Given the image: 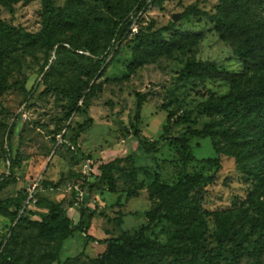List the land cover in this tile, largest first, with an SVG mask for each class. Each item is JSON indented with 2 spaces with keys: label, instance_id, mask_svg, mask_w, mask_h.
<instances>
[{
  "label": "rangeland",
  "instance_id": "374dc122",
  "mask_svg": "<svg viewBox=\"0 0 264 264\" xmlns=\"http://www.w3.org/2000/svg\"><path fill=\"white\" fill-rule=\"evenodd\" d=\"M151 1L138 14L142 25L159 29L174 22L176 33L190 40L180 50L161 55L132 72V44L129 38H122L118 57L91 82L97 84L95 95L82 107V100L77 103L71 92L83 88L88 79L75 64L66 59L55 61L47 49L22 39L1 54V73L8 84L0 92V201L28 196L25 214H35L28 222H20L8 211L0 212L1 251L6 248V254L17 257L20 264H94L106 250L105 240L127 235H142L163 246L185 247L193 242L179 237L177 226L161 217L165 204L154 193L152 179L142 171L127 178L117 172L104 173L100 167L106 165L125 168L129 173L133 167L145 168L158 173L160 183L170 187L193 176L195 189L188 198L199 204L197 225L203 233V251L217 246L218 215L231 220L232 232L225 243L226 253L214 264L264 263V249L256 256L239 259L240 254L233 253L237 246L252 251L261 234L264 169L259 175L249 171L240 160L239 149L225 139L189 135L190 130L202 131L208 125L228 126L221 116L206 112L203 105L226 95L230 86L223 79L203 83L182 77L185 68L210 61L228 72L242 70L233 43L219 38L209 18H183L185 10L196 4L204 12L215 13L220 0ZM111 2L124 8L133 0ZM53 3L55 10L68 6L67 13L78 15L71 24L60 27L57 38L77 36L81 44L94 40L98 47L106 45L99 18L110 14L102 0ZM42 15V0L22 1L12 9L0 7L1 20L32 34L41 30ZM175 15L180 16L178 21L173 20ZM139 99L143 108L138 120ZM172 113L185 115L186 120L169 136L186 139L189 150L168 140L159 141L152 149L140 146L138 138L160 140ZM88 120L92 124L81 132L79 126ZM13 124L17 130L9 151L7 133ZM207 160L212 163H205ZM3 176L10 177L5 189H1ZM88 182L94 187L86 186L80 198L77 189ZM35 193L38 203H29ZM49 203L65 208L75 224H87L86 233L75 231L62 245L56 238L48 239L39 224L48 214ZM173 260L170 254L164 257L169 264ZM189 260L186 258L183 264ZM0 264L8 263L0 260Z\"/></svg>",
  "mask_w": 264,
  "mask_h": 264
},
{
  "label": "trees",
  "instance_id": "16d2710c",
  "mask_svg": "<svg viewBox=\"0 0 264 264\" xmlns=\"http://www.w3.org/2000/svg\"><path fill=\"white\" fill-rule=\"evenodd\" d=\"M26 0H0V7L12 9L14 5ZM150 0H133L129 7L120 8L112 4L111 0H102L110 16L100 17L104 26V35L107 43L98 47L94 40L81 44L77 36L71 39L57 38L56 32L63 24H71L72 19L78 16L76 13H67V8L55 10L53 0H42L43 21L41 30L36 33H28L23 29L12 27L0 19V92L7 87V78L1 73V62L3 53L14 47L18 40H24L32 45H39L47 49L55 56V61L66 59L69 63L75 64L81 73L88 79L86 85L81 89L71 92L75 95L77 103L82 100L84 106L89 98L95 95L97 84L95 81L102 75L109 63L114 61L122 48V38H129L132 44L130 71H135L144 65L149 64L161 55L171 54L183 48L190 40L184 39L175 31L176 24L170 22L167 26L155 29L153 25L143 26L141 17L138 14L146 8ZM158 0H152L155 3ZM206 16L214 25V31L223 41H230L235 47V54L242 64L240 73L228 72L225 68L215 62H198L189 64L182 73V77L195 78L204 83L216 79L227 80L230 86L229 92L209 101L203 105V109L212 114L222 117L228 126L220 124L218 126L208 125L202 131L190 130L189 135L194 138H221L225 139L232 146L239 149L240 160L244 161L249 171L259 175L261 168L264 169V0H220L215 13L202 11L196 4L190 6L183 13L184 19L192 16ZM133 26L137 32H133ZM171 34V38L167 35ZM78 59H81L80 62ZM52 69V68H50ZM49 74V73H48ZM48 74L44 76L46 79ZM33 88L31 92H34ZM78 107V109H80ZM143 104L139 99L136 107V118L139 120ZM186 120V116L178 113L170 114L166 119V126L160 140L147 142L138 138L140 146L152 149L161 140L173 141L185 150H189L186 139L172 138L170 133L174 128ZM92 124L88 120L79 126L81 132L85 131ZM17 130L13 124L7 133L6 149L10 151L11 139ZM136 135L137 132H136ZM205 163H212L211 160ZM100 170L105 172L119 173L123 178H127L142 171L145 176L152 179V189L158 194L165 204L161 217L169 220L177 226L178 236L186 237L193 241L189 246L175 247L171 245L163 246L157 242H152L148 238L140 235L131 237L127 235L118 239L105 240V252L94 261V264H169L164 261L166 254L173 257V263H184L189 258L188 264H214L215 260L223 257L226 253L225 243L232 232V222L228 217L216 216L220 225L217 237V246L211 250H204L202 247L201 227L198 226L200 216L199 204L188 198L189 193L195 189V178L189 176L185 183L170 187L160 183L159 174L150 173L145 168L133 167L130 173L125 168H115L111 165L101 166ZM99 179V178H97ZM10 177L3 176L1 189L10 185ZM45 183V182H43ZM50 186V184H49ZM89 189L94 184L88 182L83 184ZM55 187V186H54ZM38 193L32 194L29 203H38ZM23 198L0 201V212H7L12 218H19V221H29L35 215L32 212L26 216L25 200ZM14 209V210H10ZM48 214L39 224L43 233L48 239L56 238L59 245H62L75 231L86 233L88 225L84 222L75 224L67 214V210L60 205L49 203ZM198 214V215H197ZM120 221V218H119ZM261 234L254 244L252 251L242 246H237L233 253L240 254L238 257L256 256L264 249V220L262 222ZM6 249V248H5ZM1 251L0 260L8 264H20L17 257L6 254V250ZM203 251V253H202ZM202 253V255H201ZM253 264H264L256 261Z\"/></svg>",
  "mask_w": 264,
  "mask_h": 264
},
{
  "label": "built area",
  "instance_id": "2783aa9c",
  "mask_svg": "<svg viewBox=\"0 0 264 264\" xmlns=\"http://www.w3.org/2000/svg\"><path fill=\"white\" fill-rule=\"evenodd\" d=\"M133 32H134V33L137 32V28H135V26H133ZM77 193H78V196H79L80 198L83 197V191H82V190L77 189Z\"/></svg>",
  "mask_w": 264,
  "mask_h": 264
},
{
  "label": "water",
  "instance_id": "95a60500",
  "mask_svg": "<svg viewBox=\"0 0 264 264\" xmlns=\"http://www.w3.org/2000/svg\"><path fill=\"white\" fill-rule=\"evenodd\" d=\"M179 18H180V16H179V15H175V16L173 17V20H174V21H178V20H179Z\"/></svg>",
  "mask_w": 264,
  "mask_h": 264
}]
</instances>
